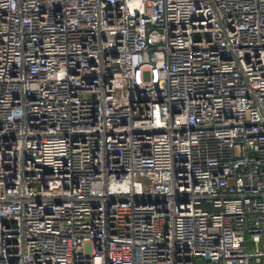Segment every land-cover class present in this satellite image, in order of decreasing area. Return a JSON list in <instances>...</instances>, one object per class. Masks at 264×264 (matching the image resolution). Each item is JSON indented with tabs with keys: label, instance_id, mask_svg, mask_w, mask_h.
<instances>
[{
	"label": "built area",
	"instance_id": "1",
	"mask_svg": "<svg viewBox=\"0 0 264 264\" xmlns=\"http://www.w3.org/2000/svg\"><path fill=\"white\" fill-rule=\"evenodd\" d=\"M264 264V0H0V264Z\"/></svg>",
	"mask_w": 264,
	"mask_h": 264
},
{
	"label": "water",
	"instance_id": "2",
	"mask_svg": "<svg viewBox=\"0 0 264 264\" xmlns=\"http://www.w3.org/2000/svg\"><path fill=\"white\" fill-rule=\"evenodd\" d=\"M196 264H216V263L215 262L208 263V262H205L202 258H197Z\"/></svg>",
	"mask_w": 264,
	"mask_h": 264
}]
</instances>
